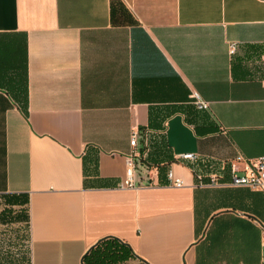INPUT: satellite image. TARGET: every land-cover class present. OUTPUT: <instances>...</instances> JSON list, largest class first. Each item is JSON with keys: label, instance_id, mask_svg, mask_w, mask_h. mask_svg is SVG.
I'll list each match as a JSON object with an SVG mask.
<instances>
[{"label": "crops", "instance_id": "1", "mask_svg": "<svg viewBox=\"0 0 264 264\" xmlns=\"http://www.w3.org/2000/svg\"><path fill=\"white\" fill-rule=\"evenodd\" d=\"M238 155L264 156V0H0V200L26 202L30 264L110 237L117 264H264Z\"/></svg>", "mask_w": 264, "mask_h": 264}, {"label": "built area", "instance_id": "2", "mask_svg": "<svg viewBox=\"0 0 264 264\" xmlns=\"http://www.w3.org/2000/svg\"><path fill=\"white\" fill-rule=\"evenodd\" d=\"M236 49L235 44L232 45L231 51L234 52ZM194 102L199 109L209 108V103L200 98L198 93L194 94ZM148 136V133H147ZM140 133L134 131L131 137V144L133 146V153L128 157V169L125 178L121 182L123 187H137L142 184V181L138 179L137 161L136 158L142 156V152L139 147L140 143ZM180 158L184 160H189L195 162L197 160V155L193 153L182 154ZM244 163V173L242 175L238 174L240 171L239 164ZM233 170V183L236 185H247L254 189L261 190L264 193V156L255 160H249L242 155H238L235 162L232 164ZM169 178L175 186H182L184 180L182 178H177L174 175L173 170L169 171ZM260 225L264 231V218L260 221Z\"/></svg>", "mask_w": 264, "mask_h": 264}, {"label": "trees", "instance_id": "3", "mask_svg": "<svg viewBox=\"0 0 264 264\" xmlns=\"http://www.w3.org/2000/svg\"><path fill=\"white\" fill-rule=\"evenodd\" d=\"M143 149V147H142ZM4 207L0 211V223L25 222L29 226V214L26 210V202L19 204L10 199L2 197ZM132 254L130 247L117 238H106L101 240L84 257V264H117L127 260Z\"/></svg>", "mask_w": 264, "mask_h": 264}, {"label": "rangeland", "instance_id": "4", "mask_svg": "<svg viewBox=\"0 0 264 264\" xmlns=\"http://www.w3.org/2000/svg\"><path fill=\"white\" fill-rule=\"evenodd\" d=\"M3 201L0 200V209ZM25 222L0 223V264H30L31 248Z\"/></svg>", "mask_w": 264, "mask_h": 264}]
</instances>
